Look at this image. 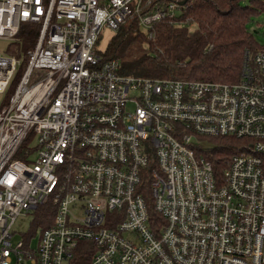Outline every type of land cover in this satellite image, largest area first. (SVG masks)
<instances>
[{
  "label": "built area",
  "instance_id": "obj_1",
  "mask_svg": "<svg viewBox=\"0 0 264 264\" xmlns=\"http://www.w3.org/2000/svg\"><path fill=\"white\" fill-rule=\"evenodd\" d=\"M153 1L0 0V39L40 26L0 111V264H264V47L236 83L124 75L98 42L180 8ZM20 65L0 52L1 94ZM222 137L244 143L221 173ZM41 209L46 228L14 241Z\"/></svg>",
  "mask_w": 264,
  "mask_h": 264
},
{
  "label": "trees",
  "instance_id": "obj_2",
  "mask_svg": "<svg viewBox=\"0 0 264 264\" xmlns=\"http://www.w3.org/2000/svg\"><path fill=\"white\" fill-rule=\"evenodd\" d=\"M173 2L180 4L181 13L166 16L149 31L140 25V14L128 18L114 32L106 50L99 51L103 60H118L122 74L137 77L240 81L246 54L263 49L250 25L264 15V0H156L145 6L143 13L154 11L157 5L166 8ZM39 35V24L21 26L16 40L21 67L9 94L28 67ZM243 143V139L222 137L211 145L208 156L219 172L224 171ZM25 149L26 143L16 158L23 159Z\"/></svg>",
  "mask_w": 264,
  "mask_h": 264
},
{
  "label": "rangeland",
  "instance_id": "obj_3",
  "mask_svg": "<svg viewBox=\"0 0 264 264\" xmlns=\"http://www.w3.org/2000/svg\"><path fill=\"white\" fill-rule=\"evenodd\" d=\"M176 13L178 15L181 12L177 11ZM250 29L251 31L254 32L255 39L257 40L258 44L264 47V15L258 17L257 22H252L250 25ZM113 35H114L113 31L104 30L102 37H101L102 40H100L97 46V49L100 52H104L106 50L108 43L111 40ZM18 47L19 45L16 43V41L11 42L8 40L0 39V52L5 57H15L17 59L16 54L18 53ZM12 93L11 94H9V92H6L5 94L0 93V111H2L1 109L3 108L4 105L9 103ZM38 143L39 142H37V139L34 138L30 142L29 147L36 148ZM32 157L35 158L36 154L35 153L34 155L32 154ZM43 218H44V214H43L42 209L37 212H31L30 214L19 216L14 226V231L16 233L14 241H18L22 239V237H26L30 234H33L36 231L37 226H41ZM46 225L47 224H43L42 226L46 228ZM40 233H41V227L39 228L37 232L36 239L33 240L34 246L37 245Z\"/></svg>",
  "mask_w": 264,
  "mask_h": 264
},
{
  "label": "water",
  "instance_id": "obj_4",
  "mask_svg": "<svg viewBox=\"0 0 264 264\" xmlns=\"http://www.w3.org/2000/svg\"><path fill=\"white\" fill-rule=\"evenodd\" d=\"M185 3H186V1H183V2H182V5H184Z\"/></svg>",
  "mask_w": 264,
  "mask_h": 264
}]
</instances>
